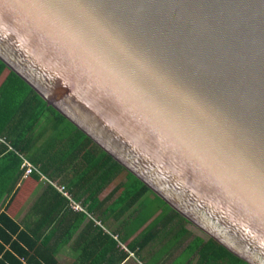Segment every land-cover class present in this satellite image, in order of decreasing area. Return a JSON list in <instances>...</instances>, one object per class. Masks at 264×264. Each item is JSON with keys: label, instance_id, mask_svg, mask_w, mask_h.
I'll use <instances>...</instances> for the list:
<instances>
[{"label": "water", "instance_id": "95a60500", "mask_svg": "<svg viewBox=\"0 0 264 264\" xmlns=\"http://www.w3.org/2000/svg\"><path fill=\"white\" fill-rule=\"evenodd\" d=\"M0 59L169 207L264 264V0H0Z\"/></svg>", "mask_w": 264, "mask_h": 264}, {"label": "trees", "instance_id": "16d2710c", "mask_svg": "<svg viewBox=\"0 0 264 264\" xmlns=\"http://www.w3.org/2000/svg\"><path fill=\"white\" fill-rule=\"evenodd\" d=\"M5 70L7 72L0 81V139L12 151L5 153L7 148H3L4 154L0 160V166L6 162L0 167V184H3L0 186V202L13 192L14 185L24 171L12 165L13 162L21 165L22 159L29 160V164L36 170V173L32 172L29 176L37 174L44 178L42 182L46 185V192L43 195L45 200H50L43 208L41 203L45 200L42 201L40 197L36 199L32 209L34 217L29 226L26 227L28 221L21 223L25 228L10 217L7 211L0 212V264H60L56 256L71 240L73 231L67 228L64 236L58 231L54 216H49L55 210L70 213L69 201L76 194L74 191L83 189L82 186L91 187L89 180L92 186H99L96 193L101 186L114 181L112 194H119L112 202L111 211L118 213L126 208L131 209L129 228H124V233L134 230L156 212L146 226L142 239L136 242L140 248L152 241L155 235L165 237L160 249L184 241L189 235L185 227L189 221L184 216L169 207L144 181L47 105L45 99L0 59V76ZM34 141L40 145L36 147ZM14 170L17 171L15 176ZM57 178L56 183L54 180ZM49 181L63 187L67 196L58 193ZM97 232L115 251L117 241L109 234L102 233L99 228ZM95 243L98 244L97 238ZM136 244L131 247L135 248ZM107 251L106 246L105 253H98L94 261H86L89 254L85 252L86 259L79 258L74 264H100V256L106 255ZM163 253L155 252L153 255L157 258ZM120 261L117 254L111 253L109 264H119ZM177 263L248 264L212 237L204 239L196 235L187 241L170 264Z\"/></svg>", "mask_w": 264, "mask_h": 264}, {"label": "crops", "instance_id": "0c3cea01", "mask_svg": "<svg viewBox=\"0 0 264 264\" xmlns=\"http://www.w3.org/2000/svg\"><path fill=\"white\" fill-rule=\"evenodd\" d=\"M33 143L36 147L40 145L38 141H34ZM3 148H7L5 153L12 151L8 144L0 139V160L3 158ZM15 155L18 158H21L18 154L15 153ZM23 160L30 163L29 160L22 159V161ZM5 163H2L0 167H3ZM12 165L15 168L22 170L20 165L15 164V162H13ZM55 166L56 164L54 167ZM16 172L17 171L14 170V176ZM41 177V175L38 176L36 174L28 176L27 178L24 177L22 172L20 178L17 180V183L14 185L13 192L8 196L6 195L4 197L6 198L4 201L1 199L0 212L7 211L8 215L13 217V219L19 224L28 221L26 223V227L29 226L34 217L32 215V209L36 199L40 197L42 198V201L45 200L43 192H46V185L42 182ZM33 180L37 182L35 186L30 185ZM54 181L57 183L58 178ZM88 184L91 185V187L82 186L83 189L74 191L76 194H74L73 198L69 201V208L71 209L70 213L55 210L54 213L49 216V218L54 216V220L58 223L57 229L58 231H61L64 236L65 232H67V228L73 231L71 240L68 244H65L62 249H60L56 256L60 264H74L79 258L86 259L85 252L89 254L86 261H94L97 259L96 256L98 253H105L106 246L108 251L106 255L100 256L99 259L102 261L100 264H109V259L111 257V253L113 252L121 258L119 264H143L142 261L146 259L147 250H149L148 246H153V243L157 241L158 237L160 247H157L152 251L165 253H163L160 257H157L155 261L159 262H154V264H162L161 261H170L169 263L167 262V264H170L175 260L176 255L174 256L172 252L173 250H176L182 242L177 245H173L172 247L160 249L165 241V237L163 235H155L154 239L147 242L146 245L143 244L144 246L142 248L138 246L139 244H136L138 240L140 241L142 239L144 230L146 229V226H148L151 219L146 220V223L142 222L139 225L140 228L137 226L134 230H128V233L123 232L124 228H129L128 220L131 217V209L126 208V210L118 213L111 211L112 202L119 194V192L112 194L113 187L115 186L114 181L101 186L100 191L97 193L96 190L99 186H92L91 180L88 181ZM29 186L31 187V190L28 192L25 199L21 201V196ZM49 200H45L41 203L43 208L46 207L45 203ZM21 226L24 227L25 225L21 224ZM97 228L101 229L102 233L109 234V236L117 241V245L115 247L116 252L113 249H110L109 243H106L105 239L101 237L100 233L97 232ZM95 238L98 240L97 245L95 243ZM134 244H136L137 247L135 246V248H132L131 245Z\"/></svg>", "mask_w": 264, "mask_h": 264}, {"label": "rangeland", "instance_id": "374dc122", "mask_svg": "<svg viewBox=\"0 0 264 264\" xmlns=\"http://www.w3.org/2000/svg\"><path fill=\"white\" fill-rule=\"evenodd\" d=\"M6 70L1 74V76H0V80L1 79H3L4 78V76H5V74H6ZM20 165V164H19ZM20 168H21V165H20ZM24 177H27L28 178V176H24ZM36 180H37V178H36ZM50 182V181H49ZM37 182L36 181H32L31 182V186H35V184H36ZM50 184H52V182H50ZM1 185H3V184H0V186ZM52 185H54V184H52ZM57 185V184H56ZM31 190V187L29 186V187H27V189H26V191L23 193V195L21 196L22 198H21V201L22 200H24L25 199V197H26V195L28 194V192ZM59 193V192H58ZM6 198H4L3 197V201L5 200ZM156 212H154V214H155ZM154 214H152V215H150V218H148V220H150V219H152L153 218V215ZM182 216V215H181ZM189 222L188 223H186L185 224V227H186V229H188V231H189V235H187V237L185 238V241H183L182 242V244L176 249V250H173V254H174V256L175 255H178V253H179V251L181 250V248L182 247H184V245L187 243V241L191 238L192 239V237L193 236H200V237H202V238H204V239H206L207 237H208V233L204 230V229H202L199 225H197L196 223H194L193 221H191V220H188ZM147 221H145L144 223H146ZM143 223V224H144ZM143 226V225H142ZM138 228H140V226L138 227ZM140 238H141V236H140ZM159 248L160 247V243H159V237H158V239H157V241L156 242H154L153 243V246H148V248H149V250H147V254H146V256H149L148 258H146L145 260H143L142 262H143V264H152V261L153 260H155V258H156V255H153L155 252H153L152 250L153 249H156V248ZM173 256V257H174ZM156 262H159V261H156ZM167 262L169 263L170 261H166V262H162L161 261V263L162 264H167ZM177 264H179V263H177Z\"/></svg>", "mask_w": 264, "mask_h": 264}, {"label": "built area", "instance_id": "2783aa9c", "mask_svg": "<svg viewBox=\"0 0 264 264\" xmlns=\"http://www.w3.org/2000/svg\"><path fill=\"white\" fill-rule=\"evenodd\" d=\"M21 169L24 170L23 171L24 176H29L32 172L36 173L35 168L32 167L28 162H26L24 160L21 163ZM54 187L59 193H62L63 195L67 196V194H65L63 191V187H58V186H54Z\"/></svg>", "mask_w": 264, "mask_h": 264}, {"label": "clouds", "instance_id": "9594fccd", "mask_svg": "<svg viewBox=\"0 0 264 264\" xmlns=\"http://www.w3.org/2000/svg\"><path fill=\"white\" fill-rule=\"evenodd\" d=\"M41 179H42V180H44V178H43V177H41ZM52 184H53V183H52ZM52 184H51V185H52ZM52 186L54 187V186H56V184L54 183V185H52Z\"/></svg>", "mask_w": 264, "mask_h": 264}]
</instances>
